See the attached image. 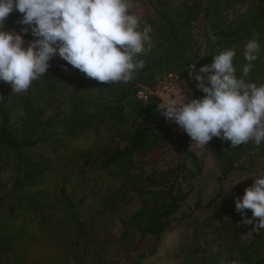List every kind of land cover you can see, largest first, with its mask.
<instances>
[{
  "label": "trees",
  "instance_id": "1",
  "mask_svg": "<svg viewBox=\"0 0 264 264\" xmlns=\"http://www.w3.org/2000/svg\"><path fill=\"white\" fill-rule=\"evenodd\" d=\"M237 6L245 10L231 15ZM130 11L141 17V28H152L151 50L138 57L145 66L131 81L102 84L62 58L49 61L47 73L27 92L0 81V264H35L36 249L54 246L62 234L70 264H115L110 253L120 251L135 253L131 264H141L147 237L158 238L185 200L181 182L193 155L164 131L168 120L157 100L137 99L136 92L153 91L169 70L181 79L191 65L200 69L214 48L217 55L252 39L260 44L258 59L243 77L248 62L240 56L236 76L264 84V0H132ZM22 18L14 9L3 30L32 41L30 29L21 32L27 27ZM203 96L196 82L191 99ZM166 146L175 149L176 163L158 167V155L150 153ZM230 170L224 166L218 182ZM126 199L131 208L116 218ZM214 202H196L194 209ZM246 229L251 237L232 261L264 264L262 229Z\"/></svg>",
  "mask_w": 264,
  "mask_h": 264
},
{
  "label": "clouds",
  "instance_id": "2",
  "mask_svg": "<svg viewBox=\"0 0 264 264\" xmlns=\"http://www.w3.org/2000/svg\"><path fill=\"white\" fill-rule=\"evenodd\" d=\"M131 8L132 0H0V81L11 84L13 92H27L57 55L102 84L131 81L145 66L138 57L152 47L151 26L141 28V17ZM14 9L23 14L19 23L27 26L21 32L26 35L30 29L35 37L27 47L21 34L3 30ZM259 52L256 39L246 43L243 77L251 72ZM236 55L234 48H227L196 75L192 66L189 75L204 93L202 98L188 99L177 86L174 97L158 106L197 146L207 145L213 137L230 141L233 148L264 142V84L237 78ZM253 178L242 199H236L235 210L244 225L258 220L253 227L258 232L264 229V171ZM245 209L251 210V219L244 217Z\"/></svg>",
  "mask_w": 264,
  "mask_h": 264
},
{
  "label": "rangeland",
  "instance_id": "3",
  "mask_svg": "<svg viewBox=\"0 0 264 264\" xmlns=\"http://www.w3.org/2000/svg\"><path fill=\"white\" fill-rule=\"evenodd\" d=\"M244 10L245 6H237L231 15L241 14ZM193 39L195 41L201 39L199 31L193 33ZM24 41L27 47L31 40L24 39ZM245 45L235 48L236 72L241 66L239 58L243 57ZM211 54L210 57L204 54L206 58L201 62V67L213 62L215 48ZM60 59L57 55L52 61ZM192 66L185 75L180 74L181 84L190 96L196 84L189 75ZM169 72L178 75L176 71L169 70ZM240 73L243 74L242 71ZM196 74H199V69L195 66L193 75ZM162 75L163 73L160 77ZM162 127L165 132L173 135L169 122H164ZM174 150L172 146H166L164 152L158 150L150 154L154 155L152 157L158 155V167H173L177 157ZM191 154L193 156L185 162L188 172L184 173V179L181 182L182 190L186 194L185 200L175 213L173 222L158 238L147 237L143 249L146 257L141 264H209L208 261L226 264L233 258H238L237 248L251 237L250 230L246 228L254 227L258 222L254 220L253 225L250 226L238 224L243 217L235 210V201L237 198L242 199L245 189L254 183V175L264 171V142L257 146L254 141H250L233 148L230 141L213 137L207 147ZM229 165L231 170L218 182L220 171L224 166ZM219 191L220 195L217 197ZM213 198L215 202L209 208L194 209L196 202L205 206ZM126 208H131L128 199L119 206L115 217L124 218L123 210ZM230 214H234L233 218L238 221L234 220ZM217 215L222 216L227 225L224 226L223 222L217 219ZM244 217L251 219V210L245 209ZM113 230H119L118 223L113 224ZM262 232L264 241V229ZM63 237H65L64 234L59 235L60 242H55L56 247L49 245L47 249L37 248L38 257L35 264H70L68 255L72 252L70 250L67 253L64 252L67 246H62V243H65ZM135 258V253L125 254L120 251L117 255L110 253L108 260L114 261L115 264H131ZM239 264L243 263L239 262Z\"/></svg>",
  "mask_w": 264,
  "mask_h": 264
},
{
  "label": "built area",
  "instance_id": "4",
  "mask_svg": "<svg viewBox=\"0 0 264 264\" xmlns=\"http://www.w3.org/2000/svg\"><path fill=\"white\" fill-rule=\"evenodd\" d=\"M183 89L185 96L188 99H191V96L188 95L184 89V86L181 84L179 77L173 73H165L162 75L157 82L153 91H148L146 89H140L136 92V98L140 100H145L149 96H153L157 100V105L164 103L167 99L173 98L176 87ZM173 130V135L180 140L183 148L186 151L195 152L203 149L205 146H197L194 141L184 132L179 125L174 122L168 121Z\"/></svg>",
  "mask_w": 264,
  "mask_h": 264
}]
</instances>
